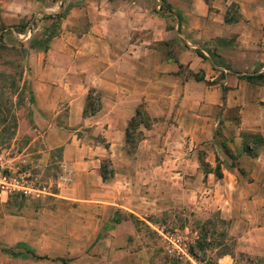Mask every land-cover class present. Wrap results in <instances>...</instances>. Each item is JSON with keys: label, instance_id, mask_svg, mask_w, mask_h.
<instances>
[{"label": "rangeland", "instance_id": "374dc122", "mask_svg": "<svg viewBox=\"0 0 264 264\" xmlns=\"http://www.w3.org/2000/svg\"><path fill=\"white\" fill-rule=\"evenodd\" d=\"M161 1L169 6L166 0H156V13H169L160 9ZM176 13L168 16L178 20ZM64 15L55 11L40 16L37 23L28 18L12 30L0 28V177L15 186L9 191L5 185L2 190L0 179V250L19 257L44 256L48 260L42 264H62L54 259H63L65 264H166L173 256L189 264H264V185L248 188L241 181L219 192L206 175L217 163L211 168L203 164L215 155L214 148L194 143L183 127L177 131V118L187 120L179 102L173 103L171 111L160 110L159 116L149 111L153 101L178 100V88L144 91L135 108L140 106L151 121L147 128L133 130V141L137 140L133 148L124 136L121 144L107 149L101 134L91 135L86 127L76 132L80 143L99 147L98 170L82 181L76 177L75 185L60 188L65 174L60 149L47 153L52 143L39 132L47 125L35 120L30 91L33 65L28 61L46 50ZM183 48L173 39L164 57L176 63ZM174 74L182 80L201 77L200 71L181 64ZM190 92L196 94L198 86ZM86 98L89 106L83 115L92 110L94 114L100 108L99 93L88 89ZM225 117L234 122L235 108L228 109ZM221 124L216 127L215 141L225 148L230 136ZM244 135L258 151L260 143L253 141L257 136ZM101 182L112 184L103 188ZM246 193L248 200L243 202ZM135 210L141 213L135 215ZM196 240L201 247L195 246ZM190 245L197 261L187 254Z\"/></svg>", "mask_w": 264, "mask_h": 264}, {"label": "crops", "instance_id": "0c3cea01", "mask_svg": "<svg viewBox=\"0 0 264 264\" xmlns=\"http://www.w3.org/2000/svg\"><path fill=\"white\" fill-rule=\"evenodd\" d=\"M60 1L0 0V28L12 30L28 18L37 23L44 14L65 13L46 50L28 61L33 65L30 91L35 120L47 125L39 132L52 143L47 153L60 149L65 171L61 189L98 170L99 147L80 143L76 132L86 127L91 135L99 133L106 139L107 149L118 146L144 91L170 87L181 90L179 101L164 97L153 101L149 111L159 116L160 110L171 111L179 102L187 120L177 118V131L183 127L194 143L215 150L218 160L213 154L204 163L210 168L217 163L222 177L206 173L210 185L224 193L227 186L241 181L248 188L264 185V83L246 79L264 76V0H166L180 15L178 20L169 13L157 14L156 0ZM173 39L184 45L176 63L163 54ZM177 64L200 71L201 77L180 79L174 74ZM193 86H198L196 94L190 92ZM88 89L99 93L100 108L83 115ZM230 108L236 110L234 122L225 117ZM220 123L230 136L225 149L233 156V165L215 141ZM243 134L260 138L252 155L242 151ZM110 184L101 182L103 188ZM46 260L0 250V264Z\"/></svg>", "mask_w": 264, "mask_h": 264}, {"label": "trees", "instance_id": "16d2710c", "mask_svg": "<svg viewBox=\"0 0 264 264\" xmlns=\"http://www.w3.org/2000/svg\"><path fill=\"white\" fill-rule=\"evenodd\" d=\"M162 2V1H161ZM207 3V2H206ZM160 9L163 11V10H166L168 11L169 13H171L170 9H169V6L166 5L165 3L162 2V5L160 6ZM177 14V13H176ZM179 19V17H178ZM198 55H200L199 53H196ZM246 79L248 81H251V80H257V82H260V83H264V76L259 74V75H255V76H248L246 77ZM88 103H87V98H86V103H85V107H84V110H83V114H85V109L88 107ZM93 111L90 112V115L93 114ZM150 121L151 119L146 115V113L141 110V107L138 106L133 115L129 118V120L127 121L126 123V127L124 129V141L126 144H128L131 148H133L135 146V142H137V140L133 141V130H136L139 126H142L143 128H147L150 124ZM131 130V131H130ZM245 137L247 136H257V137H254V140L253 141H256V142H259L260 143V138L258 137V135L254 134V135H251V134H247V135H244ZM244 138V137H243ZM246 138H244V140L242 141V151L244 153H246L247 155H252L254 153V148L251 147V145L249 143L246 142L245 140ZM222 149H223V152L227 155V156H230L229 153H228V150L225 149L223 146H222ZM231 158V157H230ZM200 162V161H199ZM204 166L208 167V165L206 163H203ZM206 173H212L214 175V177L216 179H220L222 177L221 175V172L219 170V166L218 164L215 165V167L213 169H208L206 171ZM100 178L102 180H106V177L105 175L103 174V171L101 170L100 168ZM130 217L135 221L136 218L132 217L130 215ZM145 228H147V226H145ZM195 246L198 248V247H201V241L199 240H196L195 241ZM193 245H190L188 246V249H187V254L192 257L194 260L197 261V257L193 251ZM31 252V251H30ZM11 254V253H10ZM30 254H33V253H30ZM225 253H221V255H224ZM11 255H14V254H11ZM33 256L34 258L36 259H47L46 257L42 256H34V255H31ZM240 256H242L240 254ZM56 261H59L61 262L62 264H65V261L63 259H54ZM167 263L166 264H189L187 261H181V259L179 257H169L167 258Z\"/></svg>", "mask_w": 264, "mask_h": 264}, {"label": "built area", "instance_id": "2783aa9c", "mask_svg": "<svg viewBox=\"0 0 264 264\" xmlns=\"http://www.w3.org/2000/svg\"><path fill=\"white\" fill-rule=\"evenodd\" d=\"M0 179L3 181V185H2V187H1V189H2V190H5V189H6V188H4L5 185H8V184H6V182H5V179H6V178L2 176V177H0ZM8 186H10L9 191L11 190V188H14V187H15L14 185H10V184H9ZM3 188H4V189H3ZM21 189H25V188H21Z\"/></svg>", "mask_w": 264, "mask_h": 264}]
</instances>
